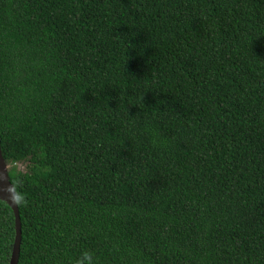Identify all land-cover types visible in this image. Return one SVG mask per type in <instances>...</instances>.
<instances>
[{"label": "trees", "instance_id": "1", "mask_svg": "<svg viewBox=\"0 0 264 264\" xmlns=\"http://www.w3.org/2000/svg\"><path fill=\"white\" fill-rule=\"evenodd\" d=\"M0 146L18 264H264V0H0Z\"/></svg>", "mask_w": 264, "mask_h": 264}, {"label": "water", "instance_id": "2", "mask_svg": "<svg viewBox=\"0 0 264 264\" xmlns=\"http://www.w3.org/2000/svg\"><path fill=\"white\" fill-rule=\"evenodd\" d=\"M0 200L6 202L14 214L15 237L12 244V252L9 264H18L21 244V220L16 201L14 186L9 179L8 165L3 157L0 146Z\"/></svg>", "mask_w": 264, "mask_h": 264}, {"label": "clouds", "instance_id": "3", "mask_svg": "<svg viewBox=\"0 0 264 264\" xmlns=\"http://www.w3.org/2000/svg\"><path fill=\"white\" fill-rule=\"evenodd\" d=\"M85 261H87V264H94V260L92 256L88 253H85L84 257L77 261V264H84Z\"/></svg>", "mask_w": 264, "mask_h": 264}, {"label": "rangeland", "instance_id": "4", "mask_svg": "<svg viewBox=\"0 0 264 264\" xmlns=\"http://www.w3.org/2000/svg\"><path fill=\"white\" fill-rule=\"evenodd\" d=\"M18 167L21 168V169H23V170L26 169V165H24V164H22V165L21 164H18Z\"/></svg>", "mask_w": 264, "mask_h": 264}]
</instances>
